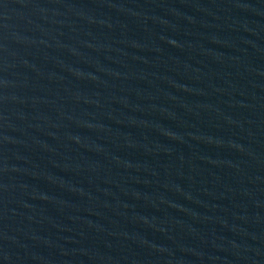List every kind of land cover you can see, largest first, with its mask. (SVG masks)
<instances>
[{"label":"water","instance_id":"water-1","mask_svg":"<svg viewBox=\"0 0 264 264\" xmlns=\"http://www.w3.org/2000/svg\"><path fill=\"white\" fill-rule=\"evenodd\" d=\"M0 264H264V0H0Z\"/></svg>","mask_w":264,"mask_h":264}]
</instances>
